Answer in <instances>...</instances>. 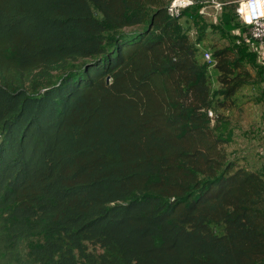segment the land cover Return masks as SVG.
<instances>
[{
  "label": "trees",
  "instance_id": "obj_1",
  "mask_svg": "<svg viewBox=\"0 0 264 264\" xmlns=\"http://www.w3.org/2000/svg\"><path fill=\"white\" fill-rule=\"evenodd\" d=\"M169 1L0 0V264H264L228 150L264 65L235 5Z\"/></svg>",
  "mask_w": 264,
  "mask_h": 264
},
{
  "label": "rangeland",
  "instance_id": "obj_2",
  "mask_svg": "<svg viewBox=\"0 0 264 264\" xmlns=\"http://www.w3.org/2000/svg\"><path fill=\"white\" fill-rule=\"evenodd\" d=\"M205 14V19L211 21H221L226 16L224 11L215 12L211 7L205 8ZM234 21L240 25L238 18ZM249 47L257 52L258 62L264 65V52L261 47L254 41H249ZM251 92L254 96L257 95L259 102L246 104L241 111L233 113V142L228 150L245 157L249 166L264 172V98L260 96L264 93V84Z\"/></svg>",
  "mask_w": 264,
  "mask_h": 264
},
{
  "label": "built area",
  "instance_id": "obj_3",
  "mask_svg": "<svg viewBox=\"0 0 264 264\" xmlns=\"http://www.w3.org/2000/svg\"><path fill=\"white\" fill-rule=\"evenodd\" d=\"M197 2L211 7L215 12H220L228 4L235 5L239 23L247 29V38L256 42L264 52V0H170L165 13L170 18L178 17L184 9ZM203 56L209 61L208 53H204Z\"/></svg>",
  "mask_w": 264,
  "mask_h": 264
}]
</instances>
